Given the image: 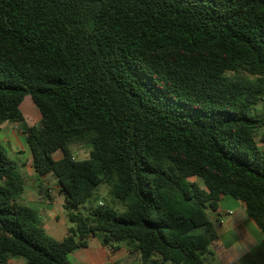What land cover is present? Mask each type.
<instances>
[{
	"label": "trees",
	"instance_id": "trees-1",
	"mask_svg": "<svg viewBox=\"0 0 264 264\" xmlns=\"http://www.w3.org/2000/svg\"><path fill=\"white\" fill-rule=\"evenodd\" d=\"M262 95L264 0H0V125H21L71 224L45 232L0 141V264H70L90 236L141 264H203L222 197L264 232ZM104 184L123 210L81 211Z\"/></svg>",
	"mask_w": 264,
	"mask_h": 264
},
{
	"label": "crops",
	"instance_id": "crops-1",
	"mask_svg": "<svg viewBox=\"0 0 264 264\" xmlns=\"http://www.w3.org/2000/svg\"><path fill=\"white\" fill-rule=\"evenodd\" d=\"M28 108L31 114L33 110ZM224 198H221L214 210H208L216 239L203 256V264H264V232L248 217L242 202L222 204ZM59 207L56 212L45 208L37 211L43 229L57 241L66 236L70 227L66 224L68 218L64 204ZM226 211H232V214L226 215ZM67 258L70 264H141L139 255L131 253L124 243L106 245L95 236H90L85 247L73 250ZM6 264L26 262L20 257H9Z\"/></svg>",
	"mask_w": 264,
	"mask_h": 264
},
{
	"label": "rangeland",
	"instance_id": "rangeland-1",
	"mask_svg": "<svg viewBox=\"0 0 264 264\" xmlns=\"http://www.w3.org/2000/svg\"><path fill=\"white\" fill-rule=\"evenodd\" d=\"M229 75H239V76H252L248 72H235L228 73ZM33 103L30 97L26 96L21 104L23 108H21V112L24 116L25 123L27 125L36 124L40 115L35 107L32 106ZM25 106V107H24ZM28 107H31L33 112L29 114ZM259 111L264 110V95H262L261 102L256 107ZM261 133H264V130L259 131L256 137V141L258 142V146L260 149L264 150V144L260 143L259 136ZM0 141L4 145V148L8 154V156L17 163L18 172L24 179V193L21 197L22 204H28L27 206L33 208L36 211H39L41 208H45L48 210L58 211L60 209V204H65L64 195L60 191L57 181L52 178L50 175L44 177H38L32 167H31V158L28 146L25 142V136L21 131L20 124H12V123H4L0 125ZM88 148L84 146L75 147L74 156L77 159H84L88 155ZM61 156L60 152L55 153V159H59ZM191 181L197 182L200 186H203L202 180L198 178H191ZM48 195L46 197L45 195ZM226 202H238L230 197H225L223 203ZM111 204L118 211L123 210V206L120 205L119 202L113 201L112 196L110 194V188L107 185H101L97 189L95 196L86 204V207L80 209L84 211L86 208L90 206H94L97 204ZM42 204H56V205H42ZM44 218H46L44 216ZM62 218V216H61ZM66 224L71 226L68 219H66Z\"/></svg>",
	"mask_w": 264,
	"mask_h": 264
},
{
	"label": "built area",
	"instance_id": "built-area-1",
	"mask_svg": "<svg viewBox=\"0 0 264 264\" xmlns=\"http://www.w3.org/2000/svg\"><path fill=\"white\" fill-rule=\"evenodd\" d=\"M225 214L230 215V214H232V211H226Z\"/></svg>",
	"mask_w": 264,
	"mask_h": 264
}]
</instances>
